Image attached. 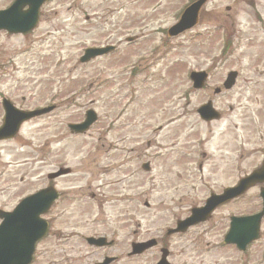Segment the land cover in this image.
Here are the masks:
<instances>
[{
    "label": "rangeland",
    "instance_id": "rangeland-1",
    "mask_svg": "<svg viewBox=\"0 0 264 264\" xmlns=\"http://www.w3.org/2000/svg\"><path fill=\"white\" fill-rule=\"evenodd\" d=\"M188 1L50 0L33 32L0 33V99L26 110L55 107L0 143V208L41 187L47 174L59 168L71 172L56 181L62 197L50 215L53 231L36 246L32 264H94L103 256L116 257L114 264L150 262V254L127 256L130 241L162 235L183 217L179 212L193 203L195 164L220 156L224 120H234L230 115L214 125L198 120L194 110L206 97L190 91V72L207 71L208 82L220 85L228 72L239 70V86L248 87L244 111L255 115L254 83L264 79L256 74L264 59V0H211L194 30L168 39L160 31L178 20ZM12 2L0 0V10ZM249 6L261 12L262 25ZM126 38L138 40L127 44ZM104 45L117 49L79 64L84 49ZM217 98L221 110L237 107L234 99ZM89 109L97 122L82 136L70 135L67 125L81 122ZM172 120L176 128L158 131ZM145 163L149 172L141 170ZM181 190L182 202L175 195ZM87 236L115 243L96 250L84 243ZM203 239L191 254L186 250L185 263H239L233 251L210 250Z\"/></svg>",
    "mask_w": 264,
    "mask_h": 264
},
{
    "label": "flooded vegetation",
    "instance_id": "flooded-vegetation-1",
    "mask_svg": "<svg viewBox=\"0 0 264 264\" xmlns=\"http://www.w3.org/2000/svg\"><path fill=\"white\" fill-rule=\"evenodd\" d=\"M195 0H189L188 6ZM160 2V0H159ZM154 3L153 6H160ZM230 8L226 11L230 12ZM260 16L261 14L258 13ZM260 16L257 17L258 24L262 25ZM260 29V26H259ZM138 38L133 39L136 41ZM264 59H262L261 72H256L257 76H264ZM251 70H258V67H253ZM236 73L235 82L231 83L229 89H224V84L221 83H205L201 90L193 91V94L204 95L205 101L201 104L209 102L213 109L219 113L217 121L202 122L204 125H214L224 120V117L229 116L234 120H224L225 128L223 131V142L218 149V155L212 156V163H197L195 164V178L193 181L197 183L194 185L192 196V206L186 210L179 212L182 218L177 219L174 226L165 230V233L157 236L147 238L142 241H130V245L134 243H143L150 240H155V244L151 249L144 252V255L150 254V262L148 264H156L161 256V251L166 250L167 261L169 264H195L185 263L183 256L186 255V250L189 254L192 252V247L197 246L200 240L206 237L208 242L204 245L210 250L233 251L235 255L239 256L238 264H264V213L258 222L252 221L254 216L263 212L264 208V79L254 83V90L256 100L255 115H246L247 108L242 105L245 100L244 96L248 89L247 86L240 87L238 80L240 71H233ZM238 88L237 93L235 90ZM235 95V96H234ZM234 96V97H233ZM222 97L225 100H233L236 108L232 105H226V109H219L216 107V101ZM200 105V106H201ZM241 105V106H240ZM173 106V105H172ZM19 109V108H18ZM2 112V109L0 107ZM174 112L176 108L172 109ZM242 110V111H241ZM236 111V114L234 112ZM196 113V110L194 111ZM179 114V113H178ZM234 114V115H233ZM179 120L182 119V114H179ZM251 117L252 119H248ZM177 120H173L166 127H160L159 132L164 131L168 126L176 128ZM244 122V123H243ZM234 136V139L231 136ZM222 136V135H221ZM219 136L217 138V146L220 145ZM205 157V154H202ZM211 160V157H209ZM205 166L207 173H204ZM258 171H263L259 176V180L251 185L243 193L238 194L232 199H228L225 193L230 189H234L244 179L251 177ZM194 175V174H193ZM50 187V181L41 184V187L34 189V191L20 193V199L25 198L43 188ZM182 191L175 194L180 202L184 201ZM19 199V200H20ZM188 199V198H186ZM212 200L213 203L208 208V215L204 221H198L189 227L184 233L168 234L169 230L174 229L178 221L186 219L190 211L193 209H202L206 202ZM251 218L249 222H232L233 218ZM48 220L50 227V209L48 211ZM238 230V236L241 241L251 239V234L256 235L254 241L248 242L243 249L239 250L235 244L225 243V238L231 232ZM50 232V230H49ZM50 235V233H49ZM248 235V237H247ZM190 237L188 244L183 243ZM236 239V238H235ZM172 240V241H170ZM177 248V251H176ZM155 252V253H153ZM180 257V258H178Z\"/></svg>",
    "mask_w": 264,
    "mask_h": 264
},
{
    "label": "water",
    "instance_id": "water-1",
    "mask_svg": "<svg viewBox=\"0 0 264 264\" xmlns=\"http://www.w3.org/2000/svg\"><path fill=\"white\" fill-rule=\"evenodd\" d=\"M46 0H15L5 11L0 12V30L10 34H25L31 31L37 24L40 5ZM207 0H199L189 6L182 14L179 22L168 31L169 36H176L185 30L190 29L197 23V16L201 6ZM27 7L26 11L23 8ZM112 47L93 48L84 51L80 63H86L91 59L103 56ZM190 79L197 84L204 81L202 74H192ZM199 87V86H198ZM5 118L0 128V140L12 138L18 131L20 124L26 120L40 116L52 110L23 113L16 111L7 101H3ZM202 120L208 121L217 118L209 106H203L198 110ZM96 116L92 111L85 114V120L79 125L69 126L73 133L80 134L88 130L95 122ZM147 169V166H143ZM66 171L50 176V179L58 177ZM57 198V195L50 189L42 191L32 197L25 199L19 204L13 213L4 215V221L0 225V264H28L31 260L34 244L46 231V223L38 217L46 213L49 205ZM31 213L33 216H30ZM103 239H88L89 245L101 246ZM142 249V248H141ZM139 249L134 253H140ZM107 262H105L106 264Z\"/></svg>",
    "mask_w": 264,
    "mask_h": 264
}]
</instances>
